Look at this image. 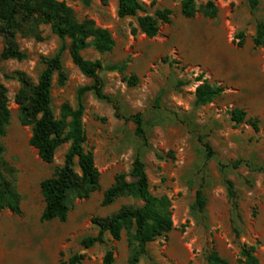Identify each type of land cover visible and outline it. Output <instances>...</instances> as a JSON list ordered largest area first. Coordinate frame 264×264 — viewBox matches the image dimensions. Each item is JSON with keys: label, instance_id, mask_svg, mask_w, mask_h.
Wrapping results in <instances>:
<instances>
[{"label": "rangeland", "instance_id": "1", "mask_svg": "<svg viewBox=\"0 0 264 264\" xmlns=\"http://www.w3.org/2000/svg\"><path fill=\"white\" fill-rule=\"evenodd\" d=\"M59 1L71 7L77 20L90 19L110 32L111 52L100 54L86 48L82 54L103 65L126 61L123 73H100L103 90L115 99L123 115L141 113L147 144L135 136L131 121L113 116L110 103L98 100L91 91L85 93L84 148L94 155L99 187L87 198L71 197L65 221L41 220L44 201L39 183L63 164L68 144L56 150L51 163L39 158L29 144L31 126L21 122L14 102L20 83L9 76L22 72L36 83L43 69L40 57L54 54L60 41L44 24L38 26L40 39L18 33L17 44L27 56L0 65V82L7 89L10 110L0 140L2 159L9 165L8 179L20 196V213L0 210V264H68L75 253L83 254L85 264H103L109 248L114 253L112 264H127L124 233L118 241L106 234L104 244L90 248H83L80 241L97 233L93 217L110 215L133 202L121 197L101 206L104 191L118 173L129 172L137 153L152 193L171 199L173 221L171 231L148 243L138 264H207L211 250L230 264H243L238 261L243 244L254 245L259 263L264 264V61L262 49L252 41L256 20L264 21V0H259L254 13L247 0H214V18L200 10L208 0H195L199 11L189 18L180 14L181 0H138L145 10L127 17L117 15V0H89L87 5L80 0ZM162 8L171 10L170 22L159 23L157 34L147 37L138 28V18ZM239 32L244 34L242 45ZM3 45L0 37V52ZM62 70L64 83L59 85L55 74L51 88L56 117L63 103L75 107L78 88L92 82L71 62L68 50L62 56ZM132 74L138 82L128 86L122 77ZM203 80L222 86L223 92L195 107L194 91ZM235 108L246 112L240 124L231 120L230 111ZM200 137L214 152L209 160ZM233 161H240L237 168L230 166ZM75 170L79 171L78 166ZM224 178L234 184L240 219L231 211ZM199 186L206 206L203 212L193 213L190 207Z\"/></svg>", "mask_w": 264, "mask_h": 264}, {"label": "trees", "instance_id": "2", "mask_svg": "<svg viewBox=\"0 0 264 264\" xmlns=\"http://www.w3.org/2000/svg\"><path fill=\"white\" fill-rule=\"evenodd\" d=\"M89 4V0H80ZM248 7L254 13L259 0H247ZM117 15L119 17L135 16L145 7L138 0H117ZM202 14L214 18L217 6L214 0H208L201 8ZM199 8L195 0H181L180 14L184 17H193ZM171 10L157 9L153 15L146 14L138 18V28L147 37H153L159 30V23H169ZM48 25L52 33L59 38V46L54 54L41 56L43 69L39 73L36 83H32L22 72L9 76L16 78L20 83L14 102L18 105L21 122L31 126L29 144L33 146L43 162L51 163L56 150L63 144H68L64 154L63 164L56 167L54 173L42 179L39 183L40 194L44 201L41 220L57 219L65 221L69 212L71 197L87 198L99 187L100 173L95 166L92 151L84 148L86 140L82 124L84 112L83 96L91 91L100 100L110 103L113 116L134 124V134L142 145L147 144L141 113L123 115L119 104L103 90L104 83L100 73L103 70L123 73L126 61L103 65L99 60H90L83 56L82 51L92 48L100 54L109 53L114 46V40L106 28L96 26L90 19L77 20L73 10L64 1L59 0H0V37L3 39V48L0 52L1 62L7 59L23 60L26 53L17 44L18 33L25 36H34L40 39L38 26ZM238 44L244 42V34L239 32ZM67 40L69 41L67 43ZM254 46L262 49L264 61V21L256 20L255 32L252 37ZM68 50L71 62L81 74L90 78L92 82L79 87L76 93V105L71 107L65 102L60 106L59 116L56 117L51 106V88L53 77L57 74L58 84L64 83L65 76L62 70V56ZM200 80L202 75L198 77ZM128 86L138 82L136 75L123 76ZM223 87L203 80L194 91L195 107L206 105L219 97ZM231 120L236 124L245 121L246 112L235 108L230 111ZM10 120L7 89L0 82V139L4 136L6 126ZM257 128L256 121H252ZM202 151L206 160L213 157L214 152L210 143L200 137ZM4 147L0 140V210L7 208L12 212L20 213V196L8 179L9 165L2 159ZM240 161H233L230 166L237 168ZM78 166L79 171L75 170ZM225 167V166H224ZM227 198L235 218L240 219L237 195L233 182L224 178ZM127 198L132 203L123 204L114 213L91 219L97 228V233L85 236L80 244L83 248H90L95 244H104L108 234L114 241L126 236L129 247L127 264H138L140 257L147 252L148 243L173 229L171 217V199L165 195H155L150 190L148 175L144 162L139 153L135 155L128 173H118L114 183L108 187L101 200V206H109L118 198ZM139 203V204H138ZM206 206V197L199 186L191 204L193 213L203 212ZM237 235V231L234 230ZM83 254L75 253L68 259V264H85ZM114 253L111 248L105 250L103 264H112ZM238 261L243 264H260L255 255V246L243 244L239 250ZM207 264H230L216 250L206 255Z\"/></svg>", "mask_w": 264, "mask_h": 264}]
</instances>
